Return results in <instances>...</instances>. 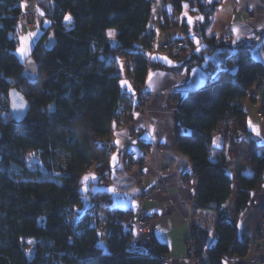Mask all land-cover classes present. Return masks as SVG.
Instances as JSON below:
<instances>
[{"label": "trees", "instance_id": "obj_1", "mask_svg": "<svg viewBox=\"0 0 264 264\" xmlns=\"http://www.w3.org/2000/svg\"><path fill=\"white\" fill-rule=\"evenodd\" d=\"M22 1L0 0V264H166L168 244L153 232L142 234L119 223L118 218L133 213L109 206L106 190L89 188V206L83 211L77 206L83 204L84 177L92 167L100 174L98 181L111 174L106 140L128 101L117 59L128 60V76L141 92L150 70L194 67L218 48L228 53L227 65L179 102L177 145L198 178L197 208L219 215L213 246H208V230L194 228L196 257L201 264L245 257L250 238H238L237 220L224 209L233 181L224 163L211 155L220 127H233L251 142V173L238 177L239 214L249 205L251 190L263 181L264 145L250 132L245 108L235 103H242L264 79V62L253 55L260 44L264 50V31L252 42H217L208 34L217 1L166 0L176 8L174 14L187 3L204 15L194 26L204 47L179 66L169 67L150 58L146 50L156 37L148 26L155 0H37L50 24L30 54L40 70L39 79L30 82L23 77L24 63L15 52L25 12ZM168 24L166 16L164 27ZM109 32H115V39ZM51 33L54 44L48 49ZM12 88L22 91L31 105L20 121L9 111ZM28 151L37 153L42 166L34 177L28 175ZM24 239L34 242L31 255ZM101 239L106 247L99 244Z\"/></svg>", "mask_w": 264, "mask_h": 264}, {"label": "crops", "instance_id": "obj_2", "mask_svg": "<svg viewBox=\"0 0 264 264\" xmlns=\"http://www.w3.org/2000/svg\"><path fill=\"white\" fill-rule=\"evenodd\" d=\"M205 1L218 2L208 30V34L215 37L217 42L236 45L260 38L261 31H264V0ZM22 3L24 11L31 8V5L23 7ZM157 4L160 12L159 9L155 11ZM248 9L255 11L254 16H250ZM175 11L176 8L170 2L155 0L148 25L156 32L153 43L156 48L173 38L188 40V51L182 58L169 59L162 51L150 57L169 67L179 66L185 58L204 47V42L194 33L196 22L203 20L204 15L194 11L187 3L183 4L181 12L174 14ZM166 16L169 24L164 27ZM109 36L115 39V32H109ZM253 55L264 62L261 44L253 49ZM227 58L228 53L218 48L206 54L203 62L194 67L185 65L177 72L150 70L141 87L151 94L147 111L144 114L133 112L127 101L122 105L120 122L114 125L110 176L98 181L100 174L92 167L84 177L88 180V189L91 182H98L99 186L95 189L106 190L113 197L112 206L130 209L136 220L143 213L155 214L151 221L153 235L170 248L166 264H189L185 259L186 240L192 229L199 226L209 231L208 246H213L218 237L219 215L215 211L197 208L198 178L190 158L178 149V105L188 92L199 88L225 68ZM117 61L123 75V91L137 90L128 76V60L118 58ZM130 64H134L133 60ZM124 66L127 75H124ZM250 92L251 95L241 105L247 111L250 132L256 141L264 145V115H259V107L264 105V85L261 88L254 85ZM213 144L215 151L211 155L212 160L222 161L233 181L232 195L224 209L237 220L238 238H250L248 254L245 257L228 258L225 264H264V247L260 251L262 242L257 236L264 223V172L261 186L251 190L249 205L236 214L238 177L251 173V142L245 134L233 127L230 130L220 127L214 134ZM166 167L170 171L163 176L167 185L165 192L160 190L162 179L156 170ZM85 199L90 203L91 194ZM134 231H137L136 228ZM138 236L137 247L141 245Z\"/></svg>", "mask_w": 264, "mask_h": 264}, {"label": "built area", "instance_id": "obj_3", "mask_svg": "<svg viewBox=\"0 0 264 264\" xmlns=\"http://www.w3.org/2000/svg\"><path fill=\"white\" fill-rule=\"evenodd\" d=\"M248 13L250 14V16H254L255 11L253 9H248ZM36 17V13L33 12L32 10H27L25 12L22 13L21 15V20L26 22V23H31L33 19H35ZM186 46V43L184 40L179 39V38H173L171 39L169 42L165 43L162 45L161 49L159 48V50H157V48H155V46L150 47L147 50V53H149V56L151 57L152 55H154V53H156L157 51H165V53L168 54H177L179 51H182ZM264 85V79H262L259 84L258 87H262ZM124 95L126 96V98L128 99V101L131 104L132 110L133 112H146L147 111V107L150 103L151 100V94L150 92H148L147 90H142L141 92H139L138 90H125L123 91ZM250 95V94H248ZM241 102L237 101L235 103V106H240ZM259 115L263 116L264 115V107H260V111H259ZM107 146H108V150L112 151V149L114 148V143H113V139L112 137H109L107 140ZM170 171L169 167L166 168H160L157 169L156 172L158 173V175H160L161 177V186H160V190L162 191H166L167 189V185L165 180L163 179V176L166 172ZM99 186L98 182H91L89 187L90 189H95L96 187ZM113 202V197L111 195L108 196L107 198V204L110 206L112 205ZM155 214L154 213H143L141 214V216L139 217V219H135L133 214H130L126 217L123 218H118L117 221L121 224H123V226H125V228H136V230L139 233L142 234H151L153 232V227L151 224V219H154ZM193 231L194 229H192V231L190 232V236L187 238L186 240V255H185V259L187 260V262L189 264H201V261L196 257L195 255V249L197 247V241L193 238ZM257 236H259L263 242V246L264 247V223H263V227L260 231H258Z\"/></svg>", "mask_w": 264, "mask_h": 264}, {"label": "rangeland", "instance_id": "obj_4", "mask_svg": "<svg viewBox=\"0 0 264 264\" xmlns=\"http://www.w3.org/2000/svg\"><path fill=\"white\" fill-rule=\"evenodd\" d=\"M36 1L37 0H23V3H22L23 7L24 6L25 7H29V5H31V8L29 10H32L33 12L36 13V17H35V19L32 20L31 23H26L24 21H21L20 25H19V28H18V34H17L18 46H17V49H16L15 52H16L17 56L19 57V59L23 63H25L26 60L29 58V56H30V54H31V52L33 50V47L36 44V42L39 39V37L41 36L43 30L45 28H47V26H49V24H50V20L41 13V10L38 8V6L36 4ZM155 9H156L155 11H158V9H159V12H160V8H159L158 4L155 6ZM161 10H163V9H161ZM165 43H167V42H164V43L160 44L159 47H157V50H159V48L161 49L162 45L165 44ZM187 51H188V48L185 46V48L182 51H179L177 54H168V53H166V57H168L169 59H173L172 57H174V58H182V57L185 56ZM162 52L165 53V51H162ZM123 70H124V75H127V68L125 66H124ZM248 94L251 95L250 90L248 91ZM260 107L262 108V107H264V105H262ZM260 107H259V111H260ZM147 109H148V107H147ZM137 113L144 114L145 112L138 111ZM26 160H27L28 167H29V170H30L28 175H30L32 177L36 176L37 172H39L41 170V168H42L37 153L35 151H28L26 153ZM100 181H103V180H100ZM84 183L85 184L83 186V191H84L85 194L83 196V198H84L83 199V204H80V205L77 206V209L81 210V211L85 210L86 207H88L89 204H90L88 202V200L85 199L86 197L90 196V194L88 192V180L86 178H84ZM152 220L153 219H151L150 221H152ZM105 230L107 232H109L110 228L106 227ZM24 242H25V247H26L27 252L31 255L32 252H33V243H34L33 240L24 239ZM261 242H262V240H261ZM99 244L102 247H106L105 239H101ZM262 246H263V242L261 244L260 251L262 250Z\"/></svg>", "mask_w": 264, "mask_h": 264}, {"label": "water", "instance_id": "obj_5", "mask_svg": "<svg viewBox=\"0 0 264 264\" xmlns=\"http://www.w3.org/2000/svg\"><path fill=\"white\" fill-rule=\"evenodd\" d=\"M54 44V36L51 33L50 38L47 41V48L50 49ZM22 75L30 82L37 81L40 77L39 64L32 56L24 63ZM10 107L9 111L11 115L18 121L22 120L29 112L31 105L25 97L24 93L17 88H12L9 95ZM1 135V130H0Z\"/></svg>", "mask_w": 264, "mask_h": 264}, {"label": "snow or ice", "instance_id": "obj_6", "mask_svg": "<svg viewBox=\"0 0 264 264\" xmlns=\"http://www.w3.org/2000/svg\"><path fill=\"white\" fill-rule=\"evenodd\" d=\"M65 19L70 21V20H71V17H70V16H66ZM197 50H198V49H197ZM86 179H87V178H86Z\"/></svg>", "mask_w": 264, "mask_h": 264}]
</instances>
